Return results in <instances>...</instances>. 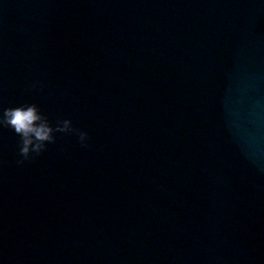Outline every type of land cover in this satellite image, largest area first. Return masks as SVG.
Returning <instances> with one entry per match:
<instances>
[{
	"label": "water",
	"instance_id": "water-1",
	"mask_svg": "<svg viewBox=\"0 0 264 264\" xmlns=\"http://www.w3.org/2000/svg\"><path fill=\"white\" fill-rule=\"evenodd\" d=\"M25 102L89 138L0 128V264H264V0H0Z\"/></svg>",
	"mask_w": 264,
	"mask_h": 264
},
{
	"label": "clouds",
	"instance_id": "clouds-1",
	"mask_svg": "<svg viewBox=\"0 0 264 264\" xmlns=\"http://www.w3.org/2000/svg\"><path fill=\"white\" fill-rule=\"evenodd\" d=\"M42 86L34 81L32 88ZM0 128L11 129L19 138L17 165L44 153L50 144L55 143L57 133H76L82 146H87V131L74 127L71 118L58 119L55 124L35 102H25L15 106L0 107Z\"/></svg>",
	"mask_w": 264,
	"mask_h": 264
}]
</instances>
